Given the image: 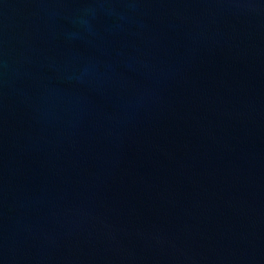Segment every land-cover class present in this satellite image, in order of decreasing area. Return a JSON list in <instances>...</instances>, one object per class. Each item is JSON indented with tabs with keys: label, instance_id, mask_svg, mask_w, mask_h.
Here are the masks:
<instances>
[{
	"label": "water",
	"instance_id": "water-1",
	"mask_svg": "<svg viewBox=\"0 0 264 264\" xmlns=\"http://www.w3.org/2000/svg\"><path fill=\"white\" fill-rule=\"evenodd\" d=\"M0 264H264V0H0Z\"/></svg>",
	"mask_w": 264,
	"mask_h": 264
}]
</instances>
